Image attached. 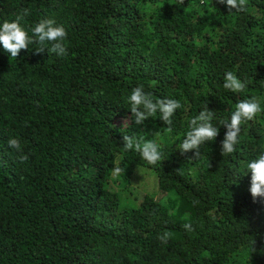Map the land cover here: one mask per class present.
I'll use <instances>...</instances> for the list:
<instances>
[{"label": "trees", "instance_id": "16d2710c", "mask_svg": "<svg viewBox=\"0 0 264 264\" xmlns=\"http://www.w3.org/2000/svg\"><path fill=\"white\" fill-rule=\"evenodd\" d=\"M24 9L30 35L41 19L63 25L68 54L33 44L16 58L0 44V264H264V204L244 166L264 154V111L221 154L236 104L264 109V0L244 12L217 0H0V25ZM229 71L244 91L223 87ZM140 85L180 102L170 126L157 112L123 128ZM206 107L219 135L181 155ZM124 135L155 140L162 160L124 149ZM137 169L157 182L140 199L128 190Z\"/></svg>", "mask_w": 264, "mask_h": 264}, {"label": "clouds", "instance_id": "9594fccd", "mask_svg": "<svg viewBox=\"0 0 264 264\" xmlns=\"http://www.w3.org/2000/svg\"><path fill=\"white\" fill-rule=\"evenodd\" d=\"M180 3L184 4V0H180ZM217 3L226 5L229 12H244L247 0H217ZM200 4L206 5L207 0H200ZM28 14L29 10L24 9L15 21H5L0 25V44L7 53H10V57L17 58L21 50H27L33 44L36 45L37 54L43 53L47 49L49 54H56L60 57L66 56L68 53L64 41L67 32L63 25H58L54 19H41L30 29V35L29 31L25 30L20 23ZM49 44L51 47H48ZM246 86V82L241 81L233 72L229 71L225 74L223 87L226 90L239 93L244 91ZM128 102L132 115L131 118L125 117L123 128L129 127L132 122L135 125H142L157 112L160 113L161 119L170 126L173 123L172 117L176 110L181 108L180 102L176 99L161 98L153 101L151 94L145 93L143 85L132 90ZM262 111L264 109L261 108L259 101L253 97L238 102L230 120L221 121V124L226 128L224 139L221 141V154L223 156H228L236 151V146L240 143L242 125L255 120ZM214 115L215 113L206 107L197 117L190 120V130L182 142L177 145L181 155L192 152L193 156L189 158H196L200 155V148L205 142L216 140L219 129L212 123ZM156 134L158 135V133ZM8 145L17 152L20 151L21 145L18 139L10 138ZM123 147L126 150L134 149L149 165H156L162 160L160 145L155 140L144 141L134 136L124 135ZM18 159L24 162L27 161L28 156L21 154ZM244 166L247 173L251 174L249 192L253 202L264 204V154L247 161ZM137 170L139 171V169ZM120 172V167L114 168L115 174ZM183 227L188 231L193 230L191 223H185ZM159 239L162 243L167 244L169 234L165 231Z\"/></svg>", "mask_w": 264, "mask_h": 264}, {"label": "rangeland", "instance_id": "374dc122", "mask_svg": "<svg viewBox=\"0 0 264 264\" xmlns=\"http://www.w3.org/2000/svg\"><path fill=\"white\" fill-rule=\"evenodd\" d=\"M154 172L139 170L135 174L133 184L129 187V191L133 197L140 199L145 194H152L154 190H157V182Z\"/></svg>", "mask_w": 264, "mask_h": 264}]
</instances>
